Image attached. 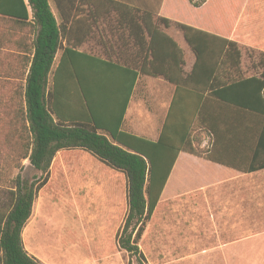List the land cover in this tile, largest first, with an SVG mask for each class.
<instances>
[{
    "label": "crops",
    "instance_id": "crops-1",
    "mask_svg": "<svg viewBox=\"0 0 264 264\" xmlns=\"http://www.w3.org/2000/svg\"><path fill=\"white\" fill-rule=\"evenodd\" d=\"M48 4L56 25L66 28L47 77V90H55L54 106L65 117L80 112L88 116L81 85L98 123L112 130L118 124V130L151 141L160 136L176 85L140 69L149 39L147 25L154 23L182 49L184 75L195 55L176 22L235 41L241 59L243 47L264 56V0H203L197 6L189 0H48ZM161 17L170 23L165 25ZM38 29L28 0H0V106L10 105L14 93L25 89ZM253 70L247 76L263 72L264 62ZM99 132L110 137L106 130ZM198 134L199 147H208L212 135L204 130ZM49 171L48 181L57 171L79 188H95L96 195L107 192L105 174L111 177L113 172L115 179L122 178L126 200L125 174L86 150L57 151ZM161 202L167 212L159 229L181 232L178 245L209 254L203 264H248L256 251L264 252V168L240 171L180 150L155 208ZM27 222L23 244L27 252L35 253L29 239L33 234L26 235Z\"/></svg>",
    "mask_w": 264,
    "mask_h": 264
},
{
    "label": "trees",
    "instance_id": "trees-1",
    "mask_svg": "<svg viewBox=\"0 0 264 264\" xmlns=\"http://www.w3.org/2000/svg\"><path fill=\"white\" fill-rule=\"evenodd\" d=\"M189 1L197 6L203 0ZM28 3L39 29L25 89L14 93L15 102L21 104L15 111L19 120L14 129L20 138V158L28 159L40 176L29 184L17 176L8 189V200L0 203V264H42L25 249L22 229L39 190L48 182L51 161L59 150H86L125 174L126 212L117 243L140 261L145 255L138 241L180 150L240 171L264 168V71L250 76L242 73L241 51L235 41L176 22L195 55L190 72L184 75L182 49L154 23L147 25L149 39L144 43L146 55L140 69L176 85L160 136L151 141L118 130V124L112 130L98 123L81 85L88 116L80 112L65 117L59 112L53 104L55 90L46 86L66 28L56 25L48 0ZM160 20L170 23L166 18ZM53 79L55 88V73ZM99 130H106L110 137ZM199 130L212 135L208 147H199Z\"/></svg>",
    "mask_w": 264,
    "mask_h": 264
},
{
    "label": "rangeland",
    "instance_id": "rangeland-1",
    "mask_svg": "<svg viewBox=\"0 0 264 264\" xmlns=\"http://www.w3.org/2000/svg\"><path fill=\"white\" fill-rule=\"evenodd\" d=\"M182 46L185 49L186 44L183 42ZM263 62L262 54L242 48L240 67L244 75L254 73L253 67L262 66ZM15 100L16 96L10 105L0 106V203L8 200V189L14 186L17 176L27 184L40 176L27 159L20 158L21 143L14 128L19 120L15 111L21 104ZM105 177L104 188L108 190L102 189L105 194L96 195L95 188H79L76 182L53 171L33 202L25 231L26 235L33 234L29 239L35 253H28L42 264H203L201 260L209 254L185 250L186 246L177 243L181 232L175 235L173 230L159 229L161 217L167 212L162 202L138 241L145 260L140 261L136 254L119 247L117 233L126 212L124 186L122 178L115 179L113 172L111 177ZM210 256L214 259L215 254ZM249 259L248 264H264V252L256 251Z\"/></svg>",
    "mask_w": 264,
    "mask_h": 264
}]
</instances>
